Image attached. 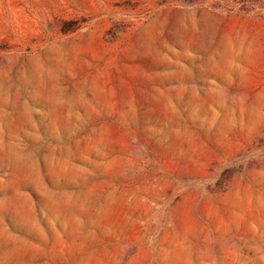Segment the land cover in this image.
<instances>
[{
  "label": "rangeland",
  "instance_id": "rangeland-1",
  "mask_svg": "<svg viewBox=\"0 0 264 264\" xmlns=\"http://www.w3.org/2000/svg\"><path fill=\"white\" fill-rule=\"evenodd\" d=\"M0 264H264V0H0Z\"/></svg>",
  "mask_w": 264,
  "mask_h": 264
}]
</instances>
